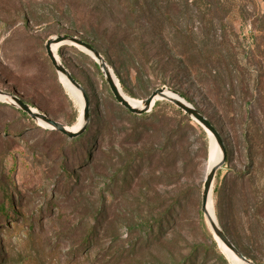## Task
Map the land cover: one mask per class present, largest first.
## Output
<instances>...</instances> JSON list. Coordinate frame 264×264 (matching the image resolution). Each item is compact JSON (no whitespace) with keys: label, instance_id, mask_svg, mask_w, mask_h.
Wrapping results in <instances>:
<instances>
[{"label":"rangeland","instance_id":"rangeland-1","mask_svg":"<svg viewBox=\"0 0 264 264\" xmlns=\"http://www.w3.org/2000/svg\"><path fill=\"white\" fill-rule=\"evenodd\" d=\"M122 1L123 13L119 0H0V90L65 127L80 117L72 132L84 124L68 137L36 129L41 117H0L19 217L5 202L0 264H233L200 209L209 134L165 103L131 117L89 59L58 54L61 44L55 54L88 98L84 121L46 56L56 35L96 46L135 107L161 87L213 124L228 157L212 182L216 221L264 264V0H147L145 17Z\"/></svg>","mask_w":264,"mask_h":264},{"label":"water","instance_id":"water-1","mask_svg":"<svg viewBox=\"0 0 264 264\" xmlns=\"http://www.w3.org/2000/svg\"><path fill=\"white\" fill-rule=\"evenodd\" d=\"M69 44L72 46H78L84 51L86 54L90 55L95 62L98 64L100 67V71L102 75L104 76V79L112 93V96H114L115 100L119 102L126 110L133 114L139 115L143 110H147L150 107H152L155 103V101H160L161 99L166 100L170 103H172L176 108L179 110H182L185 114L190 116L192 119L197 121L201 127L206 131L207 133H210L211 136H213L217 147L220 151V157L221 159L211 166L209 170L205 172L204 175V182H203V187L201 191V212L203 213L204 218L208 222L211 231L214 235V237L217 239V241L221 242L226 248H228L233 255L240 260L241 262H244L246 264H254L250 260H248L234 245L232 241L228 238V236L225 234V232L222 230L220 227L218 221H216L214 212H213V206H212V213L210 214L207 205L208 202L212 201L211 200V191H212V182L214 180V174L215 171L225 163V147L224 143L222 140V137L220 136L219 132L216 130V128L211 124V122L204 116L202 115L195 107H193L191 104L188 102L180 101L176 98H173L167 94H165V90L163 88H159L151 92L147 97H145L142 102H141V107L137 108L135 106L130 105L128 101L124 98V96L121 95V92L118 87V83L115 82V75L112 74V71L108 64L106 63L105 59L102 57V55L99 54V52L94 49L91 45H89L87 42L82 40L81 38H78L76 36L71 37V36H63V35H56L53 38L48 39L45 42V50H46V56H48L52 67L56 70V72L59 75L65 76L68 82L75 88H77L80 91L81 97L83 99V105H82V113L81 117L84 119V121L87 120V115H88V98L86 97L83 88L81 85L78 83L76 79L73 78V76L70 75V73L67 71V69L62 65V63L59 61L56 56H54L51 52V45L52 44ZM116 81H118L116 79ZM0 96H3L5 98H9L11 101H14V105L20 109H22L24 112H26L31 118L34 117H41L45 119V122L49 125L51 129L55 130L57 129L61 133L67 135L68 137H74L76 136L84 127L83 126L80 128L79 131L72 132L70 130H67L65 126L58 122L57 120H52L48 118L47 116L38 113L36 111H32V109L24 103L21 99L16 97L15 95H9L2 90H0ZM1 101L5 102L6 99H0Z\"/></svg>","mask_w":264,"mask_h":264},{"label":"trees","instance_id":"trees-1","mask_svg":"<svg viewBox=\"0 0 264 264\" xmlns=\"http://www.w3.org/2000/svg\"><path fill=\"white\" fill-rule=\"evenodd\" d=\"M126 1V0H125ZM146 1L147 0H136V5H137V8H138V11L142 14V16H147V14L149 13V9L147 8V6H146ZM116 5H117V8H118V11L119 12H121V13H123L125 10H126V8L127 7H125L124 5V2L122 1V0H119V2H116ZM82 40H84V39H82ZM85 42H87L89 45H91L94 49H96L97 50V48H96V46H94L91 42H89V41H86V40H84ZM98 51V50H97ZM64 52H71V53H75L76 55H80V56H82V57H84V58H88L89 59V61H90V63H91V65L95 68V70L97 71V73H99V76H101V79H102V81L103 82H105L104 81V78H103V76L100 74V70H99V67H98V64L97 63H95V62H93L90 58H89V56L88 55H86V54H84L83 52H81V51H79V50H77L76 48H75V46H72V45H69V44H63V45H61L58 49H57V53L58 54H62V53H64ZM99 52V51H98ZM99 54H100V52H99ZM104 59L106 60V61H108L105 57H104ZM108 63H109V61H108ZM74 78V77H73ZM74 79H76V78H74ZM109 94H112L111 93V91L109 92ZM179 95H182V94H179ZM182 96H184V95H182ZM22 100V99H21ZM23 101V100H22ZM24 102V101H23ZM25 103V102H24ZM161 103H165V104H167V105H169L170 107H172L173 109H175L177 112H179L180 114H182V112L180 111V110H178L177 108H175L170 102H168V101H166V100H163V99H161L160 101H155V103H154V105L152 106V108H151V111L152 110H154L157 106H159ZM7 110H11V112L12 113H16L18 116H19V118H22V120H30V118H29V116H28V114L26 113V112H24L22 109H20V108H18V107H16V106H14V105H10V104H8V103H6V102H1L0 101V117L2 118V117H4V116H8V111ZM125 112L127 113V114H129L131 117H144L143 116V114L141 113V114H139V115H137V114H133V113H131V112H129L128 110H125ZM184 115V114H183ZM188 117V116H187ZM189 118V117H188ZM13 123H15V122H13ZM39 124V123H38ZM36 125L35 123H34V127L36 128V129H38V130H46L45 129V126H41L40 124L39 125ZM13 125V124H12ZM33 127V128H34ZM6 129L5 128H3V131H5ZM10 131H13V130H10ZM204 133V131H202V134ZM5 141H6V145L4 146V147H2V149L0 150V192L2 193V195H3V199L0 201V211H1V213H3V214H6V204H5V202L7 203V202H9V208H10V214H8L7 213V215L6 216H8V218H12L13 220L12 221H16V219L15 218H19L18 217V213H17V211L14 209L13 210V207H12V203H11V201H9L10 199H11V195H10V192L7 190V186H6V182H8V175H9V171H8V169H7V166H6V159L8 158V157H10L12 154H11V148H10V145H8L7 144V142H9L10 140L9 139H5ZM225 157H226V159L225 160H227V152H226V149H225ZM65 164V163H64ZM63 163H62V166L64 165ZM64 167V166H63ZM65 175L67 174V172L66 173H64ZM216 176H218V173L216 172L215 173V176L214 177H216ZM69 177H71V173L70 174H68V178ZM212 196H214V198L215 199H217L218 200V198H219V194H220V190H219V186H217V185H215V186H213V188H212ZM220 205V203H218V201L217 202H215V206H219ZM22 215H20V218H23L24 216H23V213H21ZM215 214H216V217L217 218H220V212H218V210H216V212H215ZM230 229H231V232H232V234H234V232H235V229H234V227H230ZM86 237H88V235H86ZM250 237L251 236H248V238L246 239V241L247 242H249L250 244H252V241H250ZM239 238V237H238ZM236 239L235 241H237V247L241 250V252H242V254L247 258V259H250L252 262H255V256L249 251V250H247L244 246V241H242V240H240V239ZM84 240H86V238L84 239ZM211 242H212V244H213V246L215 247L216 246V244H215V242H214V240H212L211 239ZM220 259H221V261H222V263L223 264H227L226 262H225V258H224V256L223 255H220Z\"/></svg>","mask_w":264,"mask_h":264},{"label":"bare ground","instance_id":"bare-ground-1","mask_svg":"<svg viewBox=\"0 0 264 264\" xmlns=\"http://www.w3.org/2000/svg\"><path fill=\"white\" fill-rule=\"evenodd\" d=\"M58 46V44H52L51 45V52H52V54L54 55V56H56V54H55V48ZM56 58H58V56H56ZM60 77H62V79H63V81H64V83H65V85L68 87V89L71 91V93H73V95L75 96V97H77V99L79 100V102H81V104L83 105V99H82V97L80 96V92H79V90L75 87H73L69 82H68V80L66 79V77L65 76H62V75H59ZM115 82H117L116 81V78H115ZM118 87H119V85H118ZM119 90H120V92H121V95L122 96H124V98L128 101V103H130V105H132V106H139L140 105V101H137V100H135V99H133V98H131V97H129V96H126V95H124L123 93H122V91H121V89L119 88ZM165 92V94H167V95H169V96H171V97H173V98H176V99H178V100H182V101H184V102H187L182 96H179V95H177V94H174V93H171V92H169V91H164ZM0 99H6V100H10L9 98H5V97H3V96H0ZM38 121V123L40 124V125H44L45 127L46 126H49L43 119H38L37 120ZM81 123H82V119L79 117V120L76 122V124L73 126V127H68V126H66L65 128L67 129V130H70V131H75L80 125H81ZM209 134V136H210V147H209V149H210V151H209V161H208V167H207V169H206V171L207 170H209V168L211 167V166H213L214 164H216L220 159H221V157H220V151H219V149H218V147H217V144H216V142H215V140H214V138H213V136H211L210 135V133H208ZM212 206H213V203H212V201L210 202H208V205H207V209H208V211H209V213L211 214L212 213ZM219 242V241H218ZM221 243V242H220ZM222 244V243H221ZM223 245V244H222ZM224 246V245H223ZM225 247V246H224ZM225 252H226V254L228 255V257H229V259H230V261L233 263V264H246V263H244V262H241L240 260H238L234 255H233V253L228 249V248H226L225 247Z\"/></svg>","mask_w":264,"mask_h":264}]
</instances>
